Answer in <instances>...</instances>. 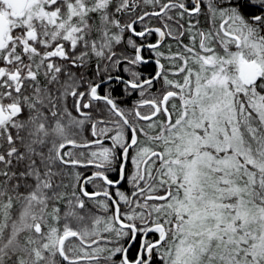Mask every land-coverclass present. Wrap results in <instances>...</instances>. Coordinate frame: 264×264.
Instances as JSON below:
<instances>
[{
  "label": "snow or ice",
  "instance_id": "1",
  "mask_svg": "<svg viewBox=\"0 0 264 264\" xmlns=\"http://www.w3.org/2000/svg\"><path fill=\"white\" fill-rule=\"evenodd\" d=\"M0 264H264V0H0Z\"/></svg>",
  "mask_w": 264,
  "mask_h": 264
}]
</instances>
